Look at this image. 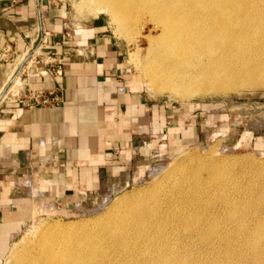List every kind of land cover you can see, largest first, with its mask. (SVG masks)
<instances>
[{
    "label": "rangeland",
    "instance_id": "rangeland-1",
    "mask_svg": "<svg viewBox=\"0 0 264 264\" xmlns=\"http://www.w3.org/2000/svg\"><path fill=\"white\" fill-rule=\"evenodd\" d=\"M126 1L124 10L130 11L132 6L133 10L128 19L119 24L92 2L43 0L60 8L65 22L73 27L95 18L105 22L121 54V76L125 77L136 98V126L133 132L130 131L133 147L138 153L135 163L118 174L104 173L98 185L69 197L63 204L41 202L34 208L30 206L29 217L19 233L0 249V264H21L23 257L39 244L70 237L76 232L108 235L109 227L116 225L129 210L131 215L143 212L154 215L152 211L156 212L160 201L171 192H180L179 198L172 197L173 205L168 209L164 206L161 215L175 212V215L182 214L189 219L188 215H203L197 210L195 198L206 207L212 204L211 210H207L210 219L206 218L202 232L208 233L215 229L212 226H217L215 230L220 236L233 239L226 249L228 255L231 251H235L232 256H237L239 251L247 253L244 250L247 244L242 242L245 239L243 231L247 222L258 216L254 203L263 202L262 211L257 212L264 220V86H239L224 93H191L192 90L184 86L175 90L153 88L158 85V73H164V68L157 66L149 54L147 37H156L158 31H154L148 12L140 7L143 0ZM173 1L185 6H199L212 0ZM263 47L264 40L246 45L240 54L233 53L232 58L223 60L227 64L224 68L237 71V64L246 63L248 68L264 70ZM19 64L11 66L17 70L0 84V97L13 85V80L22 75L24 64L21 61ZM224 70L213 64L207 55H202L176 65L173 76L182 78L183 84L193 82L198 85L213 82ZM166 74L169 84L171 72L167 70ZM18 83L0 105L16 99L21 81ZM223 197L234 206L224 210L219 202ZM242 206L246 215L244 223L240 213ZM233 214L244 224L241 232H238V224L231 221ZM166 237L167 244L173 249L186 244L180 231ZM107 248L103 250L107 251ZM146 248V245L133 249L121 247L104 264H151L149 257L144 258ZM247 264L252 263L247 261Z\"/></svg>",
    "mask_w": 264,
    "mask_h": 264
},
{
    "label": "crops",
    "instance_id": "crops-1",
    "mask_svg": "<svg viewBox=\"0 0 264 264\" xmlns=\"http://www.w3.org/2000/svg\"><path fill=\"white\" fill-rule=\"evenodd\" d=\"M107 29L100 18L73 27L43 0H0V50L9 42L15 49L11 61L0 62V84L21 61L22 85L60 97L57 107H29L20 88L0 105V249L19 233L30 206L63 204L104 173L135 163L136 98ZM39 30L51 35V45L33 52ZM50 52L62 57L61 78L36 76Z\"/></svg>",
    "mask_w": 264,
    "mask_h": 264
},
{
    "label": "bare ground",
    "instance_id": "bare-ground-1",
    "mask_svg": "<svg viewBox=\"0 0 264 264\" xmlns=\"http://www.w3.org/2000/svg\"><path fill=\"white\" fill-rule=\"evenodd\" d=\"M84 2L99 6L119 24L125 22L133 10V6L130 11L124 10V0ZM126 3L133 2L127 0ZM140 7L142 11L148 12L154 31H158L156 37H147L149 54L156 60L157 66L162 65L164 68V73H158V85L153 88L160 86L175 90L178 86H184L192 90L191 93H224L239 86H264V70L248 68L246 63H242L237 64V71H230L224 68L227 64L223 62L232 58L233 53L240 54L246 45L264 40V0H212L199 6H185L173 0H143ZM202 55H207L213 64L225 69L213 82L183 84L182 78L176 74L173 76L176 65L185 64L192 57ZM167 70L168 73L171 72L172 84L166 82ZM13 81V85L1 95L0 101L9 96L19 80L16 78ZM178 194L180 192H171L164 196L156 208L157 211H152L154 215H149V212L131 215L129 210L116 225L109 227L108 235L93 236L76 232L70 237L55 238L49 243L39 244L23 257L21 264H104L107 258L121 247L133 249L143 245L147 246L143 252L144 258L149 257L151 264H247V261L252 264H264V220L259 217L263 202L254 203L258 216H254L252 223L247 222V227L244 226L245 241L242 242L247 244L244 249L247 253L239 251L237 256H232L235 251L228 255L226 249L233 239L220 236L215 230L217 226H212L215 229L208 233L202 232L203 224L207 223L206 218L210 219L207 214V210H211L210 202L206 207L195 198L193 201L197 210L203 215H188L189 219L180 213L181 216H177L175 212L161 215L165 207L168 209L173 205L172 197L178 200ZM219 202L224 210L234 206L226 197L221 198ZM243 211L244 207L240 212L243 214L242 223L246 220ZM239 219L235 214L231 216V221L238 224V232H241L244 224L238 222ZM179 231L184 234L186 244L184 247L173 249L167 244L168 238H165V235ZM103 248H107V251Z\"/></svg>",
    "mask_w": 264,
    "mask_h": 264
},
{
    "label": "built area",
    "instance_id": "built-area-1",
    "mask_svg": "<svg viewBox=\"0 0 264 264\" xmlns=\"http://www.w3.org/2000/svg\"><path fill=\"white\" fill-rule=\"evenodd\" d=\"M51 35L43 30H39L33 38V44L37 49H47L50 44ZM15 56L14 44L9 42L0 50V62L11 61ZM44 69L38 72L36 76L47 77L51 79L61 78L63 74L62 57L57 56L55 52L43 60ZM20 101L29 107L53 108L60 105V97L55 91L35 92L29 89L28 85L21 84Z\"/></svg>",
    "mask_w": 264,
    "mask_h": 264
}]
</instances>
